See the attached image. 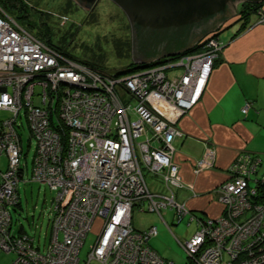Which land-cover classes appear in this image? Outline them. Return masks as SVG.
Returning a JSON list of instances; mask_svg holds the SVG:
<instances>
[{"label": "built area", "instance_id": "obj_1", "mask_svg": "<svg viewBox=\"0 0 264 264\" xmlns=\"http://www.w3.org/2000/svg\"><path fill=\"white\" fill-rule=\"evenodd\" d=\"M257 14V22H264L263 8ZM222 47L218 35L209 33L183 56L110 72L46 44L0 7V110L10 112L0 119V156H6L0 252L15 254L11 264H80L95 222L98 231L83 264H172L148 242L156 225H132L134 205L157 212L166 224L162 208L174 209L177 220L190 214L196 229L180 243L195 264H264V169L257 153L239 152L228 178L217 185L222 214L197 216L176 198L180 188L195 194L173 160L172 141L183 133L176 120L201 98ZM18 116L36 140L32 178L55 190L42 250L24 230L11 228L9 207L19 201L16 183L23 173ZM209 147L205 159L195 161V172L212 164L215 148ZM145 172L163 189L152 190Z\"/></svg>", "mask_w": 264, "mask_h": 264}, {"label": "crops", "instance_id": "obj_2", "mask_svg": "<svg viewBox=\"0 0 264 264\" xmlns=\"http://www.w3.org/2000/svg\"><path fill=\"white\" fill-rule=\"evenodd\" d=\"M236 17L218 28L223 47L202 96L176 122L183 133L173 140V160L179 164L181 177L198 193L180 188L176 198L201 216L223 213L213 188L228 178L227 170L237 154L244 150L264 153V22L251 14L240 29L241 20ZM245 101L251 104L242 112ZM209 144L215 148L212 164L194 172L195 161Z\"/></svg>", "mask_w": 264, "mask_h": 264}, {"label": "rangeland", "instance_id": "obj_3", "mask_svg": "<svg viewBox=\"0 0 264 264\" xmlns=\"http://www.w3.org/2000/svg\"><path fill=\"white\" fill-rule=\"evenodd\" d=\"M262 1L264 2V0ZM25 2L33 9L37 10L35 11L37 15L39 10H41V12L44 11L43 13H40V17L43 15H49V18H51L54 22L52 23L53 26L55 25L56 29L58 27L59 32H57V34L62 37L64 36L62 40L66 39L68 41L70 50L84 60L100 59L102 68L110 72L126 68L130 62H134L132 56V29L130 21L127 14L113 0H97L94 5L95 14L93 18H87V13L90 11L88 7H82L74 0H25ZM263 2L258 9L263 8L264 10ZM238 4L239 3L235 5L236 7L233 5L232 10L235 9L234 11H236ZM254 14H256L258 18L257 12ZM64 17L65 19H63ZM233 19H235V17ZM228 20L229 18L222 24L226 23ZM72 21L80 25L77 26L76 24L77 28H73L71 25ZM17 23L25 30H28L19 21H17ZM52 38L54 42H56V39H54V37ZM127 39L131 42L130 47ZM189 52L190 51H185V53ZM220 52L221 50L218 52V56L220 55ZM185 53L182 52L179 56H183ZM171 56L174 55H170L169 57ZM156 65H159V63L154 64L153 66L155 67ZM144 68L147 67H143L142 69ZM193 106L194 105H192L187 111H189ZM165 109L171 110V108L168 107H165ZM183 114L184 113L179 114L178 118ZM9 115L10 113H8L7 110H0V119H6ZM22 124L23 127L18 129L21 135L22 151L25 154H23L22 163H25L26 167L25 178L30 179L35 141L25 120H22ZM139 140H141V137ZM209 146L212 145L209 144L206 147L205 154L199 159H205L207 149L210 148ZM260 157L264 166V153H260ZM5 166L6 156L3 154L0 156V169H4ZM193 171L195 172L194 169ZM145 178L149 183H152V190L163 189L160 187L159 183L154 186L157 182V177L155 175L153 176L150 173L145 172ZM17 189L19 203L9 207L12 231L19 232L22 227L26 233L34 237L35 245H39L42 250V248H44L49 241V220L51 219L53 212L55 190L51 189L46 183L36 180H28L26 182L20 180L18 182ZM215 189L216 187L213 188L216 192ZM197 194L198 193L195 192L193 195ZM188 210L193 212L189 208ZM161 212L164 219L167 221V224L164 223L157 212L139 210L138 206L134 205L132 212V225L134 228L139 230L146 229L150 225H156L157 233L151 236L148 241L150 246L165 259L172 261V264H195L191 262L183 245L180 243V241L184 242L189 239L194 233L196 229L195 219L187 224L190 214H186L180 219V221L177 222L174 209L162 208ZM195 214L197 216H201L200 212ZM97 231L98 222H95L92 229L88 231L81 246L79 253L80 264L84 263L87 251L89 250L90 244L93 243ZM239 257L238 262L241 259H245L246 253L244 255H240ZM14 258L15 254L13 252H0V264H11ZM90 264L97 263L95 261H91ZM222 264L228 263L225 261Z\"/></svg>", "mask_w": 264, "mask_h": 264}, {"label": "water", "instance_id": "obj_4", "mask_svg": "<svg viewBox=\"0 0 264 264\" xmlns=\"http://www.w3.org/2000/svg\"><path fill=\"white\" fill-rule=\"evenodd\" d=\"M94 7L97 0H74ZM127 14L132 29L133 61L144 66L160 57L189 50L236 11L244 0H113ZM262 1V0H247Z\"/></svg>", "mask_w": 264, "mask_h": 264}, {"label": "trees", "instance_id": "obj_5", "mask_svg": "<svg viewBox=\"0 0 264 264\" xmlns=\"http://www.w3.org/2000/svg\"><path fill=\"white\" fill-rule=\"evenodd\" d=\"M262 2L263 1L255 2V1H247V0L239 2L238 6H237V9H236V12H235L234 15H237V20H241L240 29L244 28L246 26V24L249 22L250 15L257 12L258 8L262 5ZM0 6H2L3 9H5L10 14H12L16 18L17 21H19L29 31L34 33L39 39L43 40L46 44L56 48L57 50L62 51L63 53H65L69 57H72L74 59H78L80 61H85V62L91 63V64L95 65L96 67H99L100 69H103L102 66H101V62H100L101 60L100 59H91V60L90 59H85L84 60L83 58H81L77 54H75L73 51H71L69 46H68V41L66 39L62 40V38H64V36L62 37V36H59L57 34V32H59L58 31V27L56 29V26L55 25L53 26L52 23H54V22H53V20L51 18H49V15H43L42 17H40L41 16L40 13H43L44 11L41 12V10H39L38 11L39 13L37 15L35 13V11H37V10L33 9L31 6H29L25 2V0H0ZM94 8L95 7H93L87 13L88 14L87 18L88 17H92V18L94 17V14H95L94 13V10H95ZM76 24L77 23H75L74 21L71 22V25L73 26V28L76 27ZM79 25L80 24H77V26H79ZM217 32L218 31L214 32L213 34L217 35ZM52 37H54V39H56V42H54ZM127 40H128V45L130 47V43L131 42L129 41V39H127ZM197 47H198V43L194 44L187 51L195 50ZM163 59H164V57H160L159 59L153 60L151 63H157V62H160ZM151 63H149V64H151ZM137 67H140V65L136 64V62H130V64L127 65L126 68H122V69L114 71V72L121 73L123 71L134 69V68H137ZM103 70H105V69H103ZM37 87H38V89H37ZM35 91L39 92L40 91V86H36L35 87ZM35 101H37V102H34L36 105H40V97H36ZM249 102L251 104V101H249ZM8 113H10V112L8 111ZM17 120L21 121V122H19L18 126L16 127V130H17V132H18V134L20 136V143H21L22 142L21 141V135H20L18 129H21L23 127L22 120H25V119L22 118V116H18ZM27 126H28V124H27ZM33 139L35 141V146H34V153H33V157H32V164H33V159H34V155H35V147H36V140H35L34 136H33ZM23 154H24V152L22 151V157H23ZM21 162H22V158H21ZM32 164H31V167H32ZM22 168H23V173L19 176V178L17 180V183H16V193H17V195H18L17 185H18V182L20 180H23L25 182L28 181V180H35V179L32 178V168L30 170V179L25 178V175H26L25 174L26 173L25 163H22ZM259 168L260 169H264V166L262 164V159H261V163H260ZM18 203H19V201L16 204H18ZM178 221H180V220H177V222ZM49 223H50V220H49ZM188 223L189 222H187V224ZM20 231H23L22 227H21ZM33 242H34V240H33Z\"/></svg>", "mask_w": 264, "mask_h": 264}, {"label": "bare ground", "instance_id": "obj_6", "mask_svg": "<svg viewBox=\"0 0 264 264\" xmlns=\"http://www.w3.org/2000/svg\"><path fill=\"white\" fill-rule=\"evenodd\" d=\"M116 3V2H115ZM117 4V3H116ZM118 5V4H117ZM119 6V5H118ZM120 7V6H119ZM121 8V7H120ZM87 9V8H86ZM122 9V8H121ZM168 108H170V107H168ZM213 155H214V153H213ZM204 165V164H203ZM179 173H180V170H179ZM181 175V174H180ZM183 179V178H182ZM184 180V179H183ZM185 181V180H184ZM190 190V189H189ZM193 190H194V186H193ZM190 191H192V190H190ZM195 191V190H194ZM185 205V204H184ZM186 206V205H185ZM186 208H187V206H186ZM188 209V208H187Z\"/></svg>", "mask_w": 264, "mask_h": 264}, {"label": "flooded vegetation", "instance_id": "obj_7", "mask_svg": "<svg viewBox=\"0 0 264 264\" xmlns=\"http://www.w3.org/2000/svg\"><path fill=\"white\" fill-rule=\"evenodd\" d=\"M93 8V7H92ZM92 8H90L89 10H91ZM123 10V9H122ZM124 11V10H123Z\"/></svg>", "mask_w": 264, "mask_h": 264}]
</instances>
